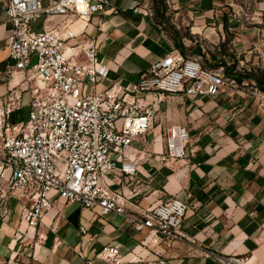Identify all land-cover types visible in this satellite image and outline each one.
Masks as SVG:
<instances>
[{"label": "crops", "instance_id": "1", "mask_svg": "<svg viewBox=\"0 0 264 264\" xmlns=\"http://www.w3.org/2000/svg\"><path fill=\"white\" fill-rule=\"evenodd\" d=\"M166 4V26L155 22L153 0H110L108 12L73 23L77 37L70 44L93 41L101 46L99 58L109 69L108 79L88 83L85 93L103 91L112 81L124 89L132 87L151 64L178 49L175 40L185 56H201L205 69L223 67L214 64L226 54L236 56L238 71H251L240 62H249L251 44L264 45V0H166ZM58 20L42 16L35 26L51 28ZM2 23L6 24L4 49H8L12 25L4 11H0ZM0 75H4L0 92L6 93L8 77ZM261 100L264 92L248 80L219 96H148L156 115L144 147L149 158L139 165L135 177L107 180L126 195L133 210L148 209L171 197L188 203L183 238L164 255H156L154 245L144 244L147 230H135L123 215H102L59 200L36 227L21 220L22 207L5 216L0 225V264H159L162 258L164 264H222L218 257L233 256L246 259L244 264H264ZM175 123L189 127L188 156L163 162V131ZM104 245L118 247L123 261L108 263L96 257Z\"/></svg>", "mask_w": 264, "mask_h": 264}, {"label": "built area", "instance_id": "2", "mask_svg": "<svg viewBox=\"0 0 264 264\" xmlns=\"http://www.w3.org/2000/svg\"><path fill=\"white\" fill-rule=\"evenodd\" d=\"M109 3L0 0V11L12 25L9 57L0 71L8 77L6 93L0 92V204H7L10 197L26 201L20 218L30 227H36L59 200L102 215L121 214L135 230H147L143 243L154 245L156 255H164L183 238L181 225L188 203L171 197L148 209L133 210L126 195L113 189L107 179H131L148 160L150 153L144 147L156 116L147 101L150 94L219 96L236 91L239 83L225 74L224 67L205 69L201 56H185L175 48L145 69L132 87L124 89L112 81L103 91L85 93L88 83L108 79L109 69L99 58L101 46L93 41L70 44L77 37L72 25L108 12ZM147 14L153 15L152 10ZM42 16L59 20L51 28L38 30L35 24ZM24 107L28 119L11 121V115ZM163 137L161 161L188 156L187 125L171 124ZM80 231L87 235L85 226ZM96 257L108 263L124 259L112 245L101 247ZM218 260L244 264L246 259ZM158 263L164 264L165 259Z\"/></svg>", "mask_w": 264, "mask_h": 264}, {"label": "rangeland", "instance_id": "3", "mask_svg": "<svg viewBox=\"0 0 264 264\" xmlns=\"http://www.w3.org/2000/svg\"><path fill=\"white\" fill-rule=\"evenodd\" d=\"M46 4V3H45ZM6 28V24H0V70L4 71L6 62L9 57L8 49H4L5 42L2 40V34ZM252 47V52L249 54V62H240L242 65H246L249 69L253 70L256 74L261 75L264 74V45L254 46ZM244 58V57H243ZM245 60V58H244ZM36 61L34 58L33 62ZM4 75H0V79H2ZM28 119V108L24 107L22 110L17 111L16 113L11 115V121L20 122ZM152 135V131H150L149 136ZM26 203L24 200H19L13 197H10V200L7 201V204H0V225L3 222L5 216L13 213L14 207L20 208Z\"/></svg>", "mask_w": 264, "mask_h": 264}, {"label": "trees", "instance_id": "4", "mask_svg": "<svg viewBox=\"0 0 264 264\" xmlns=\"http://www.w3.org/2000/svg\"><path fill=\"white\" fill-rule=\"evenodd\" d=\"M154 7V20L156 23L166 26L168 25V17L166 15L167 12V4L166 0H153ZM176 47L185 54L184 48L177 40H175ZM205 54V53H203ZM214 59V55L210 54ZM238 59L235 55H226L223 54L220 59L216 61L215 66H223L225 69V74L229 77L234 78L239 83L244 80H248L251 84L257 87L259 90L264 92V74L258 75L253 70L240 72L237 68Z\"/></svg>", "mask_w": 264, "mask_h": 264}]
</instances>
